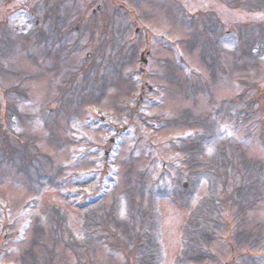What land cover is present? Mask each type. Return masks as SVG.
I'll list each match as a JSON object with an SVG mask.
<instances>
[{
    "label": "rangeland",
    "instance_id": "rangeland-1",
    "mask_svg": "<svg viewBox=\"0 0 264 264\" xmlns=\"http://www.w3.org/2000/svg\"><path fill=\"white\" fill-rule=\"evenodd\" d=\"M263 1L0 0V264H140L142 240L147 264H264ZM184 108L196 116L175 123ZM205 173L213 235L178 261ZM50 206L69 229L46 237L52 261L37 240Z\"/></svg>",
    "mask_w": 264,
    "mask_h": 264
},
{
    "label": "trees",
    "instance_id": "trees-1",
    "mask_svg": "<svg viewBox=\"0 0 264 264\" xmlns=\"http://www.w3.org/2000/svg\"><path fill=\"white\" fill-rule=\"evenodd\" d=\"M264 2V1H263ZM56 21L57 20H55V23H56ZM260 30H261V28H260ZM228 32V31H227ZM261 32H263L262 30L260 31V33ZM54 31H53V29H51V34H50V36L52 35L53 36V41H52V43L51 44H53L54 43V40H55V38H60L61 36H59V35H54ZM264 33V32H263ZM264 36V35H263ZM262 35H261V37H263ZM28 36L26 35V38H27ZM35 44H36V42H35ZM34 44V45H35ZM94 61L95 60H93L91 63H90V66H88V68L85 70V71H88V69H92V68H94ZM0 70H2V72H6V71H8L7 69L5 70V67L2 65V64H0ZM56 73V72H55ZM54 73V74H55ZM12 74L14 75V76H18V75H20V73H18L17 75H16V72L15 71H12ZM212 75H214V73L212 74ZM58 77L60 78V80H61V77L58 75ZM213 77V76H212ZM256 110V108H253L250 112H252L253 113V111H255ZM191 112L192 111H190L189 109H187V108H184L183 110H182V114H178V119H176L174 122L176 123V122H185V121H187V122H191V117H192V115H194V116H196L195 114H191ZM176 117H174V119H175ZM201 120L202 121H204V123H205V126L206 125H209L210 123L207 121V120H205V118H201ZM47 122V121H46ZM206 127H208V126H206ZM208 129V128H207ZM52 136V135H51ZM226 140H231V139H229V138H227ZM191 144H185V142H183V147L184 148H186V150H189V151H192V150H194L195 148H196V146H197V143L196 142H194V143H192V142H190ZM232 145L234 144L233 142L231 143ZM191 148H190V147ZM201 147V146H200ZM199 148V147H198ZM2 151H4V149H1ZM193 153V152H192ZM197 153H198V151H197ZM199 154V153H198ZM191 156L188 158L189 160H187L189 163H191V166H195L196 165V163H197V159H194L193 157L195 156L194 154H190ZM200 155L201 156H203V153H200ZM205 156V155H204ZM203 158V160L204 159H206V157L204 158V157H202ZM192 159V160H191ZM224 160V159H223ZM198 161H200L202 164H203V167L205 168V167H209V166H207V163L208 162H210L209 160H206L205 162L204 161H201V159L199 160L198 159ZM229 166L228 167H230L231 169L234 167V168H236L237 166H238V163L237 162H235L236 160H234V159H229V158H226L225 160H224ZM219 165L220 164H218L217 165V168L219 167ZM233 166V167H232ZM227 167V166H226ZM259 167H262V165H257L256 166V169H255V171L254 172H256V170H258V168ZM207 170V169H206ZM205 170V171H206ZM207 173V172H206ZM205 173V174H206ZM260 176V173L258 174V176L257 177H259ZM129 177V178H128ZM127 177V181H132L133 180V187H134V189H136L137 188V190H139L138 192H139V195H140V197H139V199L136 201V203H134L133 204V206H132V210L134 211V214L132 215L133 216V220H131V222H130V224L128 225L129 227H128V230H129V232H130V230L131 229H133V223H134V221H136L135 219H138L139 217L142 219V220H139V221H137V222H140V225H141V228H138V231L139 232H142L143 231V228L146 226V225H149V227L151 228V226H154V219L152 218V215H151V208H147V206L145 207V205H144V198H145V195H144V191H145V189L148 187L146 184H144L143 183V175H141V176H136V175H134V176H128ZM206 177H207V180H209L210 182H209V194H208V196L205 198V200H200L199 201V203L193 208V209H191L190 210V214H189V216L187 217V220L185 221V226H184V228H183V231H182V242H183V246H182V248H181V250H180V252H179V256H178V261L179 260H182V259H184V260H186V258H187V256L188 257H194V255H196V251H197V249H196V246L198 247V249L202 246V239H201V233H204V234H206L205 236H208L209 238L213 235V227H214V223L211 221V218H209L210 217V215L208 214V210L205 212L204 211V208L206 207V205H207V203L208 202H210L211 203V205H214V201H213V199H211L212 197H211V195H214V192L212 191V188H213V184H212V182H211V177H208V174H206ZM221 180L223 181L224 180V178H221ZM260 180V179H259ZM129 181V182H130ZM226 182V180H224V183ZM258 182V181H257ZM257 182L255 183V184H257ZM254 182H251V181H249L248 182V184H253ZM247 184V185H248ZM262 185V184H261ZM254 186V185H253ZM252 186V187H253ZM251 187V188H252ZM150 192H151V190H150ZM259 196H260V194H258V193H256L255 194V196L254 197H251L250 198V203L248 204V206L249 205H253L255 202H258V200H259ZM150 199H152V196H151V194H150ZM264 197V196H263ZM209 203V204H210ZM90 203H85L84 205H79L83 210H85V208L86 209H88V207L90 206L89 205ZM149 204V203H148ZM89 205V206H88ZM132 205V204H131ZM55 206L53 207V206H50L49 207V214H50V218H52V220H53V224H51L49 227H48V230L45 228V226L43 227V225L42 226H40L41 227V229H40V231L39 230H36V231H39L40 233L41 232H44V234H43V238L42 237H40V235L38 234V237H37V240H40L41 242H40V251L42 252V253H44V254H46V252L49 254L48 256H47V258H48V260L49 259H51V261H52V259L54 258V256L55 255H53V253H51V250H52V247L50 246V245H48V241H47V238L46 237H49L48 236V234H53V236L55 235V238H56V236L57 235H59V237L61 238L62 236H63V231L61 230V226H62V229L66 232V230H68V233H69V229H68V227H66V229L63 227V224H64V222H65V216L61 213V212H58L57 210H55ZM58 209V208H57ZM113 209H114V206H113V204H111L110 205V208L108 209V211L110 212L109 213V215H107V216H109L110 217V219L112 218L111 216H113V214H114V211H113ZM55 211H57V213L58 214H56L57 216H58V219L56 218L57 216L56 215H54L56 212ZM148 216V217H147ZM65 217V218H64ZM93 217V216H92ZM84 221H83V223H84V226H83V228H85L86 230V232L88 231V230H90V228H88L87 227V223H85L86 222V219H88L89 221H90V218H88V215H86L85 217H84ZM108 220V219H107ZM95 221H97V222H99V221H101L102 222V224H104V226L106 225V223H105V218H102V217H100V216H96V217H93V218H91V222H90V224H92V223H96ZM115 222V221H114ZM148 222H149V224H148ZM49 225V224H48ZM116 226V225H115ZM117 226H119V224L117 223ZM39 227V228H40ZM57 227H59L60 229L58 230V228ZM149 227L147 228V230H144V234H142V236H144V237H146V238H143L142 237V239H147L148 237L147 236H145L146 234H150V232H149ZM36 229H38V228H36ZM60 231V232H59ZM38 232V233H39ZM141 236V235H140ZM71 237V239L73 240V241H71V240H67V241H65V243H66V245H68V247H70L71 248V243H72V245L74 244V237L73 236H70ZM83 239V238H82ZM83 241H84V239H83ZM82 241V242H83ZM82 242H80L79 241V244L80 245H84V243H82ZM76 244V243H75ZM78 244V245H79ZM36 245V243L35 242H32V244H31V247H29L28 249H27V253H28V255H30V254H32L31 255V257H34V255L36 254V251H34V246ZM66 245H65V247H66ZM146 246H147V243H145V241L144 240H142V242H140L139 244H138V250H132V252H134L135 254H136V256L138 257V260L140 259H142V261H140L139 260V263L140 264H147V261H146V259H145V257L147 256V257H149L148 255H146L145 254V252H146ZM150 249H149V252L151 253V251L152 252H154L153 250H152V245H151V243H150ZM85 250H86V248H84ZM146 255V256H145ZM33 259V258H32ZM146 261V262H145ZM25 262V261H24ZM37 262V261H36ZM35 262V259H33V263L32 264H44L43 262H40V263H36ZM145 262V263H144ZM184 263V262H183ZM25 264H29L28 262L26 263L25 262Z\"/></svg>",
    "mask_w": 264,
    "mask_h": 264
}]
</instances>
